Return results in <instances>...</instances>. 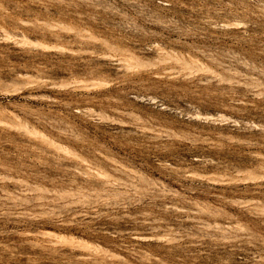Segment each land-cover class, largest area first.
I'll use <instances>...</instances> for the list:
<instances>
[{"label":"rangeland","instance_id":"obj_1","mask_svg":"<svg viewBox=\"0 0 264 264\" xmlns=\"http://www.w3.org/2000/svg\"><path fill=\"white\" fill-rule=\"evenodd\" d=\"M0 264H264V0H0Z\"/></svg>","mask_w":264,"mask_h":264}]
</instances>
